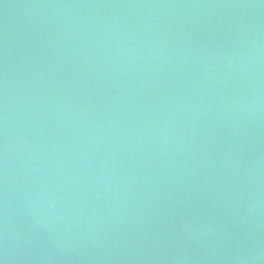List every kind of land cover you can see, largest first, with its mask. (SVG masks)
<instances>
[{
    "label": "water",
    "instance_id": "water-1",
    "mask_svg": "<svg viewBox=\"0 0 264 264\" xmlns=\"http://www.w3.org/2000/svg\"><path fill=\"white\" fill-rule=\"evenodd\" d=\"M2 264H264V0H0Z\"/></svg>",
    "mask_w": 264,
    "mask_h": 264
},
{
    "label": "snow or ice",
    "instance_id": "snow-or-ice-1",
    "mask_svg": "<svg viewBox=\"0 0 264 264\" xmlns=\"http://www.w3.org/2000/svg\"><path fill=\"white\" fill-rule=\"evenodd\" d=\"M0 264H2V262H0Z\"/></svg>",
    "mask_w": 264,
    "mask_h": 264
}]
</instances>
